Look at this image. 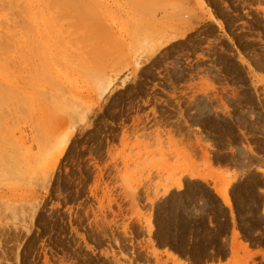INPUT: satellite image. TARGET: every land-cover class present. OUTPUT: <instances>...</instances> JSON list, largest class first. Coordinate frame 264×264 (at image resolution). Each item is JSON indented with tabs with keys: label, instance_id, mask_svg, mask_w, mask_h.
Wrapping results in <instances>:
<instances>
[{
	"label": "rangeland",
	"instance_id": "374dc122",
	"mask_svg": "<svg viewBox=\"0 0 264 264\" xmlns=\"http://www.w3.org/2000/svg\"><path fill=\"white\" fill-rule=\"evenodd\" d=\"M260 159L264 0H0V264H202L229 220L185 175Z\"/></svg>",
	"mask_w": 264,
	"mask_h": 264
},
{
	"label": "crops",
	"instance_id": "0c3cea01",
	"mask_svg": "<svg viewBox=\"0 0 264 264\" xmlns=\"http://www.w3.org/2000/svg\"><path fill=\"white\" fill-rule=\"evenodd\" d=\"M198 16L199 17H193L191 19L192 28L197 27L205 21H214L209 19L207 13H199ZM217 28L221 30L219 24H217ZM263 165L264 162L261 159L253 161L250 164L235 162L233 164L225 165L222 163L211 162L210 168H204L202 171L190 169L191 172H198V176H192L190 173L186 172L188 175L185 176L198 178L210 186V189L216 195L220 204L226 208L229 220L227 230L220 235L218 244L213 243L209 247L210 252H208L206 257L202 258L204 261L202 264H264V242L252 241L243 235L242 230L237 223V217L232 216L229 189L232 181H235L233 179L241 177L246 170L256 171L264 178V171L262 170ZM223 173H229L231 178L225 179ZM214 174L218 176V180H214ZM171 189L178 188L173 186ZM255 190L261 196L258 205V212L264 219V183L258 184ZM222 191H226L225 193L231 206L227 204ZM262 227H264V224ZM219 247H223L224 251H218ZM182 259H180V263L178 264H188L184 260H191L192 258L188 257V254L186 253L182 256Z\"/></svg>",
	"mask_w": 264,
	"mask_h": 264
},
{
	"label": "bare ground",
	"instance_id": "6f19581e",
	"mask_svg": "<svg viewBox=\"0 0 264 264\" xmlns=\"http://www.w3.org/2000/svg\"><path fill=\"white\" fill-rule=\"evenodd\" d=\"M66 1V0H65ZM46 3V2H45ZM47 4V3H46ZM68 4V3H67ZM71 4V3H70ZM49 8V7H48ZM68 11V10H67ZM39 15V14H38ZM210 18L211 19H213V14L211 13L210 14ZM40 20V19H39ZM41 22V21H40ZM43 25V24H42ZM52 29V28H51ZM51 32V31H50ZM52 32H54V31H52ZM43 33H44V31H43ZM47 33V32H46ZM45 33V34H46ZM184 33H182V35H183ZM14 45V44H13ZM7 103V102H6ZM64 148H65V146L62 148V150H61V154H62V152H63V150H64ZM225 189V188H224ZM226 191H222V194H223V197L226 199V201H227V204L229 205L230 204V202H229V200H228V197H227V195H226V193H225Z\"/></svg>",
	"mask_w": 264,
	"mask_h": 264
},
{
	"label": "trees",
	"instance_id": "16d2710c",
	"mask_svg": "<svg viewBox=\"0 0 264 264\" xmlns=\"http://www.w3.org/2000/svg\"><path fill=\"white\" fill-rule=\"evenodd\" d=\"M214 13L218 16V13L214 10ZM240 229L242 230V228L240 227ZM242 233H243V230H242ZM243 235L245 236V237H247L244 233H243Z\"/></svg>",
	"mask_w": 264,
	"mask_h": 264
}]
</instances>
